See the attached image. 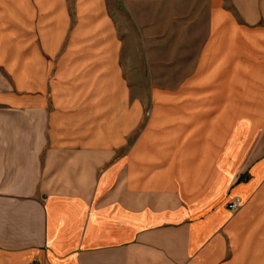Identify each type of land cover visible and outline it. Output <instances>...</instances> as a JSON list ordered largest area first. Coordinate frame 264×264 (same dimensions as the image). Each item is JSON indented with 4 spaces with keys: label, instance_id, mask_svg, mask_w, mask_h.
Wrapping results in <instances>:
<instances>
[{
    "label": "crops",
    "instance_id": "obj_1",
    "mask_svg": "<svg viewBox=\"0 0 264 264\" xmlns=\"http://www.w3.org/2000/svg\"><path fill=\"white\" fill-rule=\"evenodd\" d=\"M208 2L150 103L100 0H0V264H264V0Z\"/></svg>",
    "mask_w": 264,
    "mask_h": 264
},
{
    "label": "rangeland",
    "instance_id": "obj_2",
    "mask_svg": "<svg viewBox=\"0 0 264 264\" xmlns=\"http://www.w3.org/2000/svg\"><path fill=\"white\" fill-rule=\"evenodd\" d=\"M65 1L72 12L74 26L77 18L78 22L88 20V24L98 22L97 15L89 18V15L82 16L80 13V19L78 16V7L82 10L93 3L97 4V0ZM100 2L108 9L111 21L115 25L122 45L120 53L127 71L128 85L133 89V94L139 97L143 91L144 100L149 99L151 103L153 87L183 86L184 78L191 74V65H184L183 56L187 50L188 54L191 52L193 59L197 55L199 40L203 39L204 35L200 26L210 22V15L202 14L203 8L206 5L209 7L208 0H100ZM36 19L38 21L37 15ZM185 40L191 43L188 42L186 46ZM146 112L145 116L149 117L150 106ZM263 136L264 128L261 129V136L259 133L253 143L252 151L260 148ZM233 197L229 198L228 207Z\"/></svg>",
    "mask_w": 264,
    "mask_h": 264
},
{
    "label": "built area",
    "instance_id": "obj_3",
    "mask_svg": "<svg viewBox=\"0 0 264 264\" xmlns=\"http://www.w3.org/2000/svg\"><path fill=\"white\" fill-rule=\"evenodd\" d=\"M242 206H243V200L239 196H235L229 201V208L231 210H234V211L238 210Z\"/></svg>",
    "mask_w": 264,
    "mask_h": 264
}]
</instances>
